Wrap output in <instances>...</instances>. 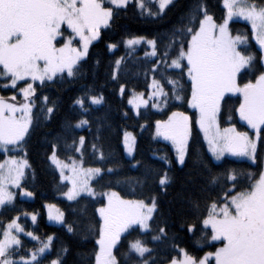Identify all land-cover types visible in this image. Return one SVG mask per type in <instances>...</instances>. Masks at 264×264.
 Here are the masks:
<instances>
[{
    "label": "snow or ice",
    "instance_id": "6c2138e0",
    "mask_svg": "<svg viewBox=\"0 0 264 264\" xmlns=\"http://www.w3.org/2000/svg\"><path fill=\"white\" fill-rule=\"evenodd\" d=\"M108 3L110 6L105 7L103 0H0V79L8 81L3 84L5 88H16L20 82L25 85L19 89L23 93L24 102L16 103L15 95L8 98L0 96V152L7 153L19 148L26 156V150L20 146L33 124L34 102H30V98L36 96L34 85L37 81L44 85L58 76L62 79L65 73L72 77L80 71L79 65L88 56L90 44L99 37L100 28L106 27L113 17L112 6L126 8L128 0H108ZM171 3L173 0H159V9L163 10ZM223 4L226 16L222 22L217 23L208 13L204 0H196L185 17L187 24L175 29L167 37L166 44L162 41L158 59L165 71L158 73L160 80L153 76L151 95L163 97L161 103L165 106L170 98L169 92L175 100L184 99L180 94L185 90L183 85L169 77L166 69L169 66L180 69L181 76L186 69L191 97L188 104L192 109L198 110L199 128L203 130L215 159L220 161L230 154L247 156L255 162L257 141L260 139L261 129L264 128V0L260 3L255 0H223ZM234 16L251 22L255 40L259 44V58L251 50L247 35H233L229 29V22ZM144 39L133 38L127 44L136 45ZM147 43L152 46L151 54L155 56L157 41L154 39ZM115 47L116 45H110V48ZM153 63L155 67L150 71L155 72L160 64ZM115 64L119 70L120 60ZM242 71L245 75L248 72L258 74L254 76V80L242 84ZM115 78L113 74V79ZM165 84L171 85L169 91H165ZM229 93H239L242 96L235 111L238 112L240 120L255 130V138L246 131H239L234 124L221 128L219 118L226 103L225 97ZM38 99L45 105L38 111H43L46 115L54 111V107H47V96ZM102 101V95H91L90 90H86L83 96L76 98L75 105L79 106L81 115H87L92 105H99ZM130 103H134L137 114L141 104L148 106V100L143 99V93L139 94V102L134 98ZM153 106L160 105L153 103ZM192 123V116L185 112H172L168 120L157 122V135L172 141L176 147V159L181 166L189 158ZM88 124L87 119H81L75 127ZM77 144L82 147L84 137H79L78 141L73 140L68 147H75ZM9 146L13 147L10 149ZM92 146L95 149L96 145ZM128 150L132 151L131 144ZM51 159L62 172L66 168H70L72 172L71 176L64 177L71 180L72 184L65 193L69 200H75L82 193L96 195L88 180L82 177L100 174L101 168L81 170L76 161L64 163L55 152ZM195 161L201 162L198 155ZM26 167V159L9 157L0 162V206L13 204L15 193L10 189L22 187L21 180ZM241 175L231 169L225 174L213 175L210 179V183L215 186H220L221 179L231 182L217 200L211 202L206 218L202 219L205 227L211 226V239L223 242V246L215 252L207 253L203 258L180 249L183 258H172L168 264H208L210 257H214L215 264H264V172L258 178L248 174L253 182L245 188L239 187ZM170 180L167 173H162L159 184L163 186ZM24 195L33 194L25 190ZM107 198V205L99 208L102 225L90 226V230L96 227V235L99 237L96 241L99 246L95 254L96 264H120L116 253L119 252L118 245L123 247L122 237L128 246V252L124 254L125 264H129L133 253L138 257L135 264H157L153 255L154 249L148 247L145 241H128V236L132 234L130 230L153 231V214L157 208L155 197L149 198L148 203H145L144 200H125L118 193L111 192L107 194ZM193 206L198 208L199 203L193 201ZM19 219V216L14 217L6 226L0 221V235L3 237L0 239V264H44L53 238L49 236L40 241L37 249L21 253L20 233L35 240H39V237L32 232H25L24 227L18 223ZM35 219V214H32V220ZM54 219L63 222L64 214L57 210ZM67 227L70 232L74 231L71 224ZM195 228V224L189 226V230ZM155 232L157 234L152 236L153 241L167 237L163 227L157 226ZM66 252L67 249H61V253ZM55 255L56 258L49 260L48 264H63L62 255Z\"/></svg>",
    "mask_w": 264,
    "mask_h": 264
},
{
    "label": "trees",
    "instance_id": "16d2710c",
    "mask_svg": "<svg viewBox=\"0 0 264 264\" xmlns=\"http://www.w3.org/2000/svg\"><path fill=\"white\" fill-rule=\"evenodd\" d=\"M255 2L260 3L261 0ZM145 3L144 9H140L135 1L126 8L113 10L109 25L102 29L100 39L92 45L87 58L81 61L80 71L75 76L69 77L65 73L62 79L58 76L44 85H35L33 124L21 144L26 150L29 163L21 188L33 195L21 198L19 191L12 205L0 208V221L6 226L8 221L19 216L18 223L24 227L25 232H32L34 236L39 237L37 241L26 234L22 235L19 249L21 253L37 249L40 241L52 237L51 250L46 254L44 264L55 259L57 253L62 255L63 264H96L95 254L99 249L96 227L102 225L99 208L105 206L106 200L102 195L109 191L118 193L125 200H144L146 203L149 198L155 197L157 208L153 217V231L130 230L132 234L128 236V241H145L148 247L154 249L153 255L157 264H168L170 259L179 257L180 249L202 258L220 245L211 242L212 230L203 225L202 219L206 218L211 202L217 200L223 189L231 185L230 181L225 182L223 179L219 181L220 186L212 185L211 176L235 169L242 174L239 187L245 188L253 182L248 174L258 178L263 172L264 128L261 131L263 138L259 143L255 162L231 158L216 162L213 159L198 126L197 111L188 104L191 97L186 69L183 76L179 75L180 69L170 66L166 69L169 77L183 85L185 90L180 94L184 99L175 100L169 92L170 98L166 106L161 103L164 99L162 97L160 102L155 100L160 105L159 109L149 105L140 109L139 114L129 106L128 98L132 93L148 94L153 76L160 80L158 73L165 71L158 59L162 41L166 44L167 37L175 29L187 24L185 17L196 0H175L162 14L156 2L145 0ZM204 3L208 13L217 23L222 22L226 16L223 0H204ZM230 28L233 35L248 36L251 50L259 58L261 53L253 39L250 25L234 21ZM138 37L157 41V54L154 58L147 55L149 49L145 46L135 50L126 46L127 40ZM110 45L116 47L110 48ZM117 60H120L119 70L115 64ZM153 62L160 64V67L155 68V72L150 71L155 67ZM256 74L258 73H242L240 82L243 84L254 80ZM7 82L0 79V96L8 98L15 95L16 101H24L19 91L24 84H19L16 88L3 87ZM121 86L124 89L123 95ZM170 88L171 85L165 84V91ZM86 90H90L91 95H102L103 102L100 105H92L89 114L81 115L75 100L83 96ZM42 96L49 98L47 107H54L51 114L46 115L43 111H38L45 106L41 99H38ZM225 101L219 118L221 128L234 124L239 131L250 134V126L242 123L238 112L235 111L241 98L227 96ZM172 112H185L193 118L189 158L183 166L178 164L172 146L156 137L157 122L168 120ZM81 119H87L89 124L76 128L75 125ZM126 131L133 132L137 138L136 153L132 159H129L125 152ZM79 137H84L82 155L76 150L79 148L78 144L68 147L73 140L78 141ZM93 144L96 145L95 149ZM53 152L61 160L81 157L86 167L101 168V175L93 182L94 190L101 197L82 196L72 202L64 200L62 195L68 191L69 185L61 181L57 168L51 162ZM197 155L202 163L195 161ZM5 157V154L0 153V161ZM109 169L111 171H108ZM162 173H167L171 178L170 182L163 186L159 184ZM193 201L199 203L198 208L193 206ZM48 205H56L62 210V225L48 222ZM32 214H35L36 221L28 217ZM69 224L74 231L68 230ZM191 224L196 225L194 230H189ZM93 225L96 227L90 230ZM157 226L165 229L167 237L153 241L152 236L157 234ZM205 233L207 235H204ZM121 244L123 247L118 245L119 252L116 255L120 264H125L124 254L128 252V246L123 237ZM62 248L67 249V252L61 253ZM137 260L138 257L133 253L129 264H135Z\"/></svg>",
    "mask_w": 264,
    "mask_h": 264
},
{
    "label": "rangeland",
    "instance_id": "374dc122",
    "mask_svg": "<svg viewBox=\"0 0 264 264\" xmlns=\"http://www.w3.org/2000/svg\"><path fill=\"white\" fill-rule=\"evenodd\" d=\"M135 1H137V3L139 4L140 7H141V4L143 5V7H141L140 9H144V8H145V5H146L145 0H144V1H142V0H128V5H129L130 3H134ZM147 1H149V0H147ZM150 1H151V2H156V4H158V6H159V0H150ZM174 1H175V0H173V2H174ZM103 3H104V5H105V7L110 6L109 3H108V0H103ZM128 5H127V6H128ZM171 5H172V3L169 4L165 9L160 10V11H161V14L164 13V12H165V11L171 6ZM112 7H113V10H114V9H123V8H117L116 6H112ZM224 8H225V7H224ZM234 21H238V22L246 23V24L250 25V27H251V22H250V21L245 20V19H243L242 17L234 16L233 19L229 22V29H230V30H231L230 25H231V23L234 22ZM109 23H110V21H109ZM109 23H108V25H109ZM108 25H107V26H108ZM107 26H106V27H107ZM106 27H105V26H102V27L100 28V30H99V37H98L96 40L92 41V43H91L90 46H89L88 53H89L90 48L92 47V45H93L94 43H96V42L100 39L102 29H105ZM251 28H252V27H251ZM252 31H253V30H252ZM231 32H232V31H231ZM143 38H144V37H143ZM253 39L255 40V33H254V31H253ZM149 40H151V39L145 38L141 43L136 44V45H132V46H129V45L127 44V41H128V40H127L125 44H126V46H127L128 48L133 49V50L145 46V47H147V48L149 49L147 55L150 56V57H153V58H154L156 55L153 56V55L151 54L152 51H153V49H152V46H151L149 43H147V41H149ZM255 41H256V40H255ZM257 45H258V47H259V44H258V43H257ZM75 46H79V45H75ZM86 58H87V57H86ZM86 58H85V59H86ZM242 73H244V72L242 71ZM241 75H242V74H241ZM48 82H50V81H48ZM37 83H39V82L37 81L36 84H37ZM19 84H24V82H20ZM19 84H18V85H19ZM18 85H17V86H18ZM24 86H25V85H24ZM34 86H35V85H34ZM123 91H124V89H123ZM152 92H153V88L150 87V92H149L148 94H144V93H143V99L148 100V106H149V105H153V103L158 104L157 102H160V100L162 99V97H152V95H151ZM20 93H21L22 96H23V93H22V92H20ZM121 94L123 95V92H121ZM139 94H141V93H132L131 96L128 98V104H129V106L133 109V111H134L135 113H137V109H136L134 103H130V101H133V99L136 98V99H137V102H139ZM227 96H236V97L241 98V101H242V96H241L239 93H235V94L229 93V94H227ZM227 96H226V97H227ZM226 97H225V98H226ZM155 100H156L157 102H155ZM15 102L18 103V104L21 103V102H18V101H15ZM22 102H24V101H22ZM30 102H33V97L30 98ZM102 102H103V101H102ZM99 105H100V104H99ZM153 107H154V106H153ZM143 108H144V106L141 104V107L139 108V112H140V109H143ZM154 108H155V109H159L160 106H159V107H154ZM33 109H34V107H33ZM193 110L197 111V114H198V110H196V109H193ZM32 113H33V110H32ZM239 119H240V118H239ZM241 122L247 124L245 121H242V120H241ZM198 126H199V124H198ZM30 128H31V127H30ZM30 128H29V130H30ZM80 128H83V126L80 127ZM250 128H251V127H250ZM262 129H263V128H262ZM262 129H261V131H262ZM200 130H201V129H200ZM201 131H202V134H203V136H204V132H203V130H201ZM28 132H29V131H28ZM250 132H251V133H250L249 135H250L251 137L255 138V130L251 129ZM27 134H28V133H27ZM127 134H130V135H127ZM26 136H27V135H26ZM26 136H25V137H26ZM156 137H157L159 140H161V141H164V142L169 143V144L172 146V148L174 149L175 153H176V147H175V145L172 143V141H170V140H165L163 136H159V135H157V125H156ZM262 138H263V135H262L261 132H260V139L257 141V149H258V147H259V143H260V141H261ZM190 139H191V138H190ZM204 139H205V136H204ZM263 141H264V140H263ZM205 142H206L207 147H208V150H209V145H208V142H207L206 139H205ZM189 143H190V140H189ZM21 144H22V142H21ZM129 144H131V146H132V151H131V152H129V150H128V146H129ZM136 146H137V138H136V135H135L133 132L126 131V132H125V135H124V147H125L126 155H127V157H128L129 159L134 158L135 153H136ZM9 147H10V149H11L13 146H9ZM20 147L22 148V146H20ZM257 149H256V153H257ZM81 151H82V147L79 146V155L81 154ZM0 153L5 154V156H6L5 159H7V158H9V157H15L17 160H23V159H26V160L28 161L27 156H25L24 153H21V150H20L19 148H17L16 151H11V150H10V151H8L7 153H4V152H0ZM209 153L211 154V156L213 157V159H214L216 162H221V161H223L225 158H231V159H235V160H246V161L253 162L252 159L249 158V157H247V156H232V155H230V154H227L222 160L217 161V160L215 159V157L213 156V154L211 153L210 150H209ZM56 155H57V154H56ZM57 157H58V156H57ZM58 158H59V157H58ZM5 159H4V160H5ZM59 159H60V158H59ZM4 160H3V161H4ZM60 160H61V159H60ZM73 160L77 162V165L79 166V168H80L81 170L89 169L88 167H86V166L84 165L83 159H82L81 157H75V158H73V159H71V160H68V161H65V160H61V161L64 162V163H68V164H70ZM0 162H2V161H0ZM51 162H52V164L57 168V170H58V172H59V174H60V177H61V181H62L63 183H67V184L69 185V189H70V188L72 187L71 180L64 179L65 176H71V175H72V172H71L70 168H66V169H64L63 172H62V171H61V168L58 167L57 164L54 163L52 159H51ZM263 164H264V162H263ZM179 165H180V164H179ZM180 166H181V165H180ZM28 167H29V163H28ZM28 167H26V168L24 169V176H25V174H26V171H27ZM263 172H264V168H263ZM100 175H101V173H100V174H96V175L87 176V177H82V178H86V179L88 180V183H89L90 187L94 189V187H93V182H94V181H95ZM24 176H23V177H24ZM22 179H23V178H22ZM21 183H22V180H21ZM69 189H68V190H69ZM10 190L13 191V192L15 193V199H16V197H17L19 191H20V196H21V198L30 197V196H26V195H24V191H25V190H22V188H20V189L11 188ZM95 192H96V191H95ZM111 192H113V191L106 192L104 195H102V197H104L105 200H106L105 206L107 205V202H108L107 194H108V193H111ZM82 196H91V195H88L87 193H82L79 197H82ZM119 196H120V195H119ZM79 197H77V198H79ZM91 197H101V195H99V194L96 193V195L91 196ZM120 197H121V196H120ZM62 198H63L64 200H67V201H70V202L74 201V200H69L65 194L62 195ZM77 198H76V199H77ZM76 199H75V200H76ZM122 199H123V198H122ZM14 201H15V200H14ZM145 203H146V202H145ZM6 205H7V204H6ZM6 205H4V206H6ZM4 206H0V208H1V207H4ZM54 206H55L54 208H50L49 205L47 206V218H48V222H49L50 224H53V225H62V224L64 223V221L61 222V221H58V220L54 219V217L57 215V210H59V212H62V210H61L58 206H56V205H54ZM62 213H63V212H62ZM154 215H155V213L153 214V217H154ZM28 217H29V218H32V216H28ZM101 220H102V217H101ZM35 221H36V219H35ZM150 223H151V222H150ZM136 227H139V226H136ZM207 228L211 229V226L209 225V226H207ZM211 230H212V229H211ZM142 231H143V230H142ZM22 235L26 236L25 233H20V234H19V239H20V240H21V236H22ZM2 238H3L2 235H0V239H2ZM37 241H39V240H37ZM211 242H213V243H219V244H220V245L216 248V250H217L219 247H222V246H223V242H221V241H214V240L211 239ZM50 250H51V248L48 250L47 253H49ZM98 250H99V249H98ZM216 250H215V251H216ZM215 251H213V252H215ZM47 253H46V254H47ZM204 256H205V255H204ZM204 256H203V257H204ZM203 257H202V258H203ZM182 258H183V256H182V253H181L180 256L177 257V259H182ZM208 264H215V259H214V257H210V258H209Z\"/></svg>",
    "mask_w": 264,
    "mask_h": 264
}]
</instances>
